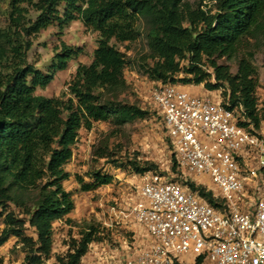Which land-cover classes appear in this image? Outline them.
Wrapping results in <instances>:
<instances>
[{"label":"trees","instance_id":"obj_1","mask_svg":"<svg viewBox=\"0 0 264 264\" xmlns=\"http://www.w3.org/2000/svg\"><path fill=\"white\" fill-rule=\"evenodd\" d=\"M74 22L97 35L91 61L78 63L61 95L39 94L86 52L61 39ZM51 27L59 30L60 40L43 69L29 56L39 35ZM142 27L148 48L144 60H151L143 72L151 81L223 89V101L231 109L242 107L255 128L261 126L259 72L254 53L245 50L251 39L264 36V0H216L211 5L204 0H0V246L12 236L19 238L28 264H44L52 257L56 221L73 222L68 215L75 201L64 183L71 177L66 167L81 130H92L96 122L121 128L148 116L122 97L129 89V61L119 45L129 49ZM222 59H236L237 71ZM94 155L104 158L105 151L96 149ZM174 162L179 167L175 154ZM123 166L138 174L155 169L137 159ZM91 174L89 182L78 176L81 190L115 180L109 172ZM186 185L222 207L214 191L194 181ZM27 225L35 236L26 234ZM96 240L104 238L87 225L54 264H80Z\"/></svg>","mask_w":264,"mask_h":264},{"label":"built area","instance_id":"obj_2","mask_svg":"<svg viewBox=\"0 0 264 264\" xmlns=\"http://www.w3.org/2000/svg\"><path fill=\"white\" fill-rule=\"evenodd\" d=\"M150 100L180 169L209 179L222 207L167 175L144 172L140 198L116 216L141 224L147 245L123 258L96 254L80 264H264V135L242 125L244 109L241 119L222 96L217 101L158 83ZM256 190L255 199L249 194Z\"/></svg>","mask_w":264,"mask_h":264},{"label":"rangeland","instance_id":"obj_3","mask_svg":"<svg viewBox=\"0 0 264 264\" xmlns=\"http://www.w3.org/2000/svg\"><path fill=\"white\" fill-rule=\"evenodd\" d=\"M58 32L56 27L43 31L30 52V59L37 61V65L43 69L47 68L55 47L59 45ZM142 32L140 38L130 44L129 49L125 47L126 45H119L127 53L129 61L125 70L129 89L122 97L129 103H136L147 110L148 116L145 119L127 123L121 128H117L110 122H96L92 130H81L79 141L74 148V157L66 167L71 177L64 183L67 190L73 193L75 201V209L70 214L73 222L64 221V223L55 225L52 257L44 264H54L58 255H65L70 242L73 239H79L81 231L89 224L99 230V235L104 240L94 241L88 257L86 256L84 260H89L96 254L97 256L123 258L141 248L133 231V225H139V223L131 217L116 216L120 208L128 209L131 206L129 200L131 197L125 193L132 195L133 190L137 191L138 185L142 182L141 174L125 168L123 166L125 163L136 159L143 164L153 163L155 169L152 171L167 175L168 178L176 179L184 185L189 181H194L214 191V194H218V191L212 189L209 179L190 174L175 165L174 147L168 138L164 119L157 106L150 100V90L158 83L151 81L143 72L144 65L150 63L151 60H144L148 52L144 27H142ZM96 37V33L87 30L81 22L72 23L61 39L70 45L84 46L86 52L77 61H72L68 69L59 72L47 88L39 89L37 92L51 97L59 96L67 90V83L75 73L78 63L91 61V54L96 46ZM248 45L245 51L249 50L254 53L253 62L259 72L257 97L262 122L260 128H255L246 117L243 122H249L250 129L258 130L264 135V36L258 40L251 39ZM221 62L229 64L234 73L237 71L236 59H222ZM215 93L219 97L223 96V89ZM238 114L241 119L244 118L243 112L239 109ZM96 149L104 150L105 157L95 156ZM252 163L256 164L255 161ZM98 170L113 173L118 177L112 184L103 185L96 190H81L78 176L89 182L92 180L91 173ZM249 195L256 199L258 191L251 192ZM15 211L19 217H25L19 209L15 208ZM26 234L35 236L33 228L29 225L26 227ZM26 253L27 249L19 242V238L12 236L0 246V264H28Z\"/></svg>","mask_w":264,"mask_h":264},{"label":"crops","instance_id":"obj_4","mask_svg":"<svg viewBox=\"0 0 264 264\" xmlns=\"http://www.w3.org/2000/svg\"><path fill=\"white\" fill-rule=\"evenodd\" d=\"M96 48V46H95ZM94 48V49H95ZM181 88L185 91H187L188 93L192 94V95H195V96H201V97H209L213 100H217L220 98L218 95H216V91H210V90H207L204 85H193V84H189V85H181ZM110 174H113V173H110ZM115 178L118 177V175H115ZM140 175V174H139ZM142 180V178H141ZM142 183V182H141ZM141 184L138 185V187H140ZM137 187V186H135ZM127 194L128 196H130L131 198L129 199L131 202L133 201H136L137 199L140 198V194L138 191H134L133 190V194H128V193H125ZM124 194V196H125ZM128 198V197H127ZM128 200V201H129ZM68 217H70V215H68ZM65 220H58L55 222V225L56 224H61V223H64ZM133 231L135 232V238L138 239L139 241V244L141 245V247L143 246H146L147 243H148V239H147V233H146V230L144 229L143 226H141L140 224H135V226L133 225ZM128 256V255H126ZM88 257V256H87ZM86 258V257H85ZM90 259H93V256L90 258Z\"/></svg>","mask_w":264,"mask_h":264}]
</instances>
